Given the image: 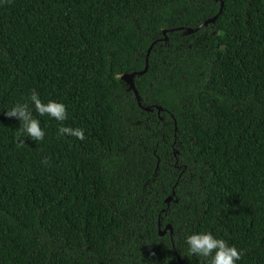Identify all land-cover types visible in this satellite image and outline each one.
I'll return each mask as SVG.
<instances>
[{
	"label": "trees",
	"instance_id": "16d2710c",
	"mask_svg": "<svg viewBox=\"0 0 264 264\" xmlns=\"http://www.w3.org/2000/svg\"><path fill=\"white\" fill-rule=\"evenodd\" d=\"M32 89L68 119L29 102L18 148ZM204 232L264 264V0H0V264H207Z\"/></svg>",
	"mask_w": 264,
	"mask_h": 264
},
{
	"label": "clouds",
	"instance_id": "9594fccd",
	"mask_svg": "<svg viewBox=\"0 0 264 264\" xmlns=\"http://www.w3.org/2000/svg\"><path fill=\"white\" fill-rule=\"evenodd\" d=\"M29 102L34 105L40 116L48 115L60 122L68 119L67 108L62 102L55 100H49L47 103L42 102L37 91L32 89L25 102H17L6 112L8 117H15L20 121V126L14 135L18 148L25 145V136L34 141H42L45 137V132L40 127V121L32 115ZM57 135L58 137L72 136L79 140L85 139L84 131L79 127L61 126L58 128ZM41 163L48 166L50 158H42ZM186 244L188 245V256L202 257L207 261V264H236L242 258L240 250L229 245L224 239L214 237L210 232L188 235Z\"/></svg>",
	"mask_w": 264,
	"mask_h": 264
},
{
	"label": "water",
	"instance_id": "95a60500",
	"mask_svg": "<svg viewBox=\"0 0 264 264\" xmlns=\"http://www.w3.org/2000/svg\"><path fill=\"white\" fill-rule=\"evenodd\" d=\"M222 6H223V1H220L219 10H218V12H217L216 14H214L213 16H211V17L207 18L206 20L202 21V22H201L200 24H198L196 27H193V28L188 27V28H186V29H185V32H186V33H192V32H194V31H196L197 29H199L201 26H205V25H207L208 23H212V22H214L215 19H216V17H217V15H218L219 12L221 11ZM174 29H176V28H174ZM165 32H166V30H163V31H162L163 34H165ZM163 39L166 40V39H167L166 36H164ZM154 43H155V41H153V42L148 46V48H147L146 58H145V66H144V68H143L142 70H140V71H132V72H130V73H125V74L121 75V78L127 83L128 88H129L130 90L133 91V93H134V95H135V97H136V100H137V102H138L139 105H140V97H139V94H138L137 89L135 88V84H134V80H133V78H134L135 75L142 74V73H144V72L146 71V69H147V56H148V54H149V52H150V49H151V47H152V45H153ZM156 107H157L158 110L161 109L160 106H156ZM142 108L145 109V110H150V109H151L150 107H147V106H146V107H142ZM173 193H174V192L172 191V194H173ZM171 199H172V195H169V196L165 199V201L168 203ZM167 229L169 230L170 237H172V228H171V225H170V224H167V225L165 226V228L162 229V230L160 231V234H163ZM174 251H175V250H174ZM175 252H176V251H175ZM177 258H178V260H179L178 255H177ZM179 264H183L182 261L179 260Z\"/></svg>",
	"mask_w": 264,
	"mask_h": 264
}]
</instances>
